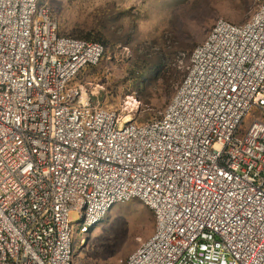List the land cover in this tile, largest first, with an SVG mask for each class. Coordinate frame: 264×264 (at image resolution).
I'll use <instances>...</instances> for the list:
<instances>
[{"label":"built area","instance_id":"2783aa9c","mask_svg":"<svg viewBox=\"0 0 264 264\" xmlns=\"http://www.w3.org/2000/svg\"><path fill=\"white\" fill-rule=\"evenodd\" d=\"M103 54L39 0H0V264H74V226L134 200L154 230L122 264H264V1L215 22L146 124L77 83Z\"/></svg>","mask_w":264,"mask_h":264},{"label":"rangeland","instance_id":"374dc122","mask_svg":"<svg viewBox=\"0 0 264 264\" xmlns=\"http://www.w3.org/2000/svg\"><path fill=\"white\" fill-rule=\"evenodd\" d=\"M264 0H39L61 36L103 44L97 66L77 79L99 93L103 107L124 121L160 117L186 74L188 57L216 21L246 22ZM257 112L241 127L246 132ZM79 222L77 213L70 216ZM140 201L115 205L88 235L74 226V264H122L154 230Z\"/></svg>","mask_w":264,"mask_h":264},{"label":"trees","instance_id":"16d2710c","mask_svg":"<svg viewBox=\"0 0 264 264\" xmlns=\"http://www.w3.org/2000/svg\"><path fill=\"white\" fill-rule=\"evenodd\" d=\"M76 39V38H75ZM80 40H83V39H80ZM87 41H91V40H87ZM92 42H94V41H92ZM96 43H98V42H96ZM99 44H101V43H99ZM102 46H103V44H101ZM104 55V54H103ZM88 68H92V67H87V68H85L82 72H84L86 69H88ZM82 72H81V74H82ZM80 74V75H81ZM79 75V76H80ZM79 76L77 77V79L79 78Z\"/></svg>","mask_w":264,"mask_h":264}]
</instances>
